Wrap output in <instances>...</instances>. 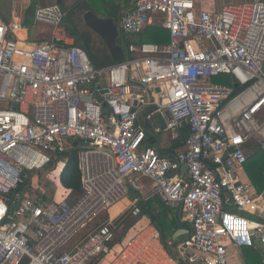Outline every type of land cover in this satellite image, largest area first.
<instances>
[{"label": "built area", "instance_id": "built-area-1", "mask_svg": "<svg viewBox=\"0 0 264 264\" xmlns=\"http://www.w3.org/2000/svg\"><path fill=\"white\" fill-rule=\"evenodd\" d=\"M197 3L132 2L122 34L140 35L160 16L169 42L130 44L126 59L106 68L71 42L68 11L56 1L35 11L34 23L50 29L44 43L0 17V264H180L158 228L120 244L103 222L132 188L143 191V179L152 183L143 202L160 198L183 211L196 264H228L229 245L264 249V191L246 169L250 152H264V2L218 13ZM157 115L175 139L190 128L174 158L147 144L145 121ZM74 142L79 197L19 192Z\"/></svg>", "mask_w": 264, "mask_h": 264}, {"label": "crops", "instance_id": "crops-1", "mask_svg": "<svg viewBox=\"0 0 264 264\" xmlns=\"http://www.w3.org/2000/svg\"><path fill=\"white\" fill-rule=\"evenodd\" d=\"M32 1L33 0H0V17L8 24L17 21L21 22L24 28H26V31H23V33H21L20 36L22 38H26L30 43L33 44L44 43L50 39V36L48 38L44 37V35L41 32L42 30L38 29V27H41V25H37L34 23L33 16L27 17V10L31 6ZM45 1H47L50 4H53L54 1L56 0H45ZM67 1L68 0H64L63 6H61L66 11H68L66 9ZM124 1H129L128 6H130L131 3L134 2L135 0H123V2L122 3L119 2L118 5L123 6ZM255 1L258 0H198L197 10L206 11L210 13H218L226 6L245 5V4L253 3ZM259 1L264 2V0H259ZM40 6L41 5H39L38 7ZM162 21H163L162 17L155 16V22L153 26L162 25ZM66 23L67 21H65V24ZM70 37H71L70 39L71 42L76 44L77 39L72 35V33H70ZM154 38L155 40H157V36H154ZM91 40H92V45L89 49H91L92 52L96 55L97 50L100 49L101 47H94V41H95L94 37H92ZM168 42H169V36L165 44H167ZM2 106H5V104H0V107ZM149 124L150 127L147 128V130H150L151 132L153 131V128L159 127L163 129L156 117L151 122H149ZM153 136L155 138L157 137L154 134ZM174 139L175 138H173L171 134H169V139L164 140L163 142L159 141L158 144L155 146L153 145V147L159 148L161 150L169 149L171 147L172 140ZM181 148L176 150V154L178 151L181 150ZM61 169L59 170V173L61 172ZM142 184L144 185L142 192L132 188L130 190V196L128 197V199L124 200L123 202L111 208L110 211L106 213V215L103 217L104 218L103 222L111 223L116 231V234L118 232L120 233L123 232L122 240L117 241V243L120 244L126 243L136 233L146 228L147 226L152 225L156 227L152 223L149 216L143 214L144 209L148 211L152 210L159 217V220L162 222V224L165 226L164 233H162V241L165 244L171 256L178 259L180 264H196L195 260L198 261L197 255L190 247H188V243L192 236V228L190 224L185 222V215L183 211L181 209L173 210L170 209L169 207H166L164 202L159 198L152 199L148 202H143L141 199L144 197V194H146L151 189L152 183L147 179L146 180L143 179ZM63 190H65L67 196V194H69V190H66L64 188ZM49 196L50 195H48L47 197ZM51 200H56V199L53 198L52 196ZM136 206L141 207L142 214L138 219L135 220L131 216V211ZM141 225H143L142 228ZM85 236H87V233L85 234ZM85 238L79 240L80 245L82 244V242H84ZM169 242L172 243L171 246H168ZM247 253H249V255H247ZM228 255H229L228 264H249L248 262H250V264H264V249L262 247L242 248V247H236L234 245H229ZM248 257H249V261L247 262Z\"/></svg>", "mask_w": 264, "mask_h": 264}, {"label": "trees", "instance_id": "trees-1", "mask_svg": "<svg viewBox=\"0 0 264 264\" xmlns=\"http://www.w3.org/2000/svg\"><path fill=\"white\" fill-rule=\"evenodd\" d=\"M128 2L129 1H124V6H126L125 8L123 7L124 9L120 5H118V3H115L112 0H98V1H94L93 4H90L89 2L88 4L83 2V3H79L73 10L68 11L65 20L68 18L67 21L69 22L67 23L73 28L72 35L77 39L76 44L81 48L85 49L94 67L106 68L115 65L116 63L113 62L104 43H103V48L101 47L100 49H98L96 55L92 52L91 49H89L92 45V40H91L92 36L90 35V33H83L78 30L77 23L75 22L77 12L81 11L85 13L89 10H92L100 17L112 19L118 25V27H120L122 15L128 9ZM46 4L47 3L45 0H40V1L33 0L31 6L27 10V17L33 16L34 18L37 7L39 5L46 6ZM98 4L99 6H97ZM101 9L103 10L102 12H100ZM154 36H157V40H155ZM167 39H168V32L165 30L163 25H157V26L152 25V26H148L140 35H137L135 37L125 36L120 31V37L118 43L120 45H123L124 47L134 43L165 44L167 42ZM219 78H224V77H219ZM219 78L216 80H219ZM189 132H190V128L188 126L182 127L179 131L178 138L172 140V144L169 149L161 150L159 148H156L159 154L161 156L174 158L176 156V150L180 149L183 146V142L186 140V137L188 136ZM150 135L153 136L152 132L150 130H147V137H148L147 144L153 147L154 144L150 142ZM260 152L261 151L256 150L254 153L253 152L249 153L248 156L249 162L247 164L246 169L248 175L250 176L253 182V186L259 192H263L264 191V152H263V157L261 159L258 157ZM79 156H80V149L73 147L67 153L54 157L52 162L43 171L38 172V173L56 172L58 170V164L63 162L64 167L62 168L59 175V183L62 188L69 190V194H67L66 196L68 200H73L79 197L83 193L82 172L80 169ZM255 173L258 175V177L262 178L261 182L255 181V179L253 178V175ZM33 175H31V177ZM30 191H31V178L27 181V185L22 189H20L19 192L22 195H24L26 193H29ZM53 193L54 191H52L51 195L48 198L52 199ZM143 214L149 216L152 223L160 230L161 234L164 233L165 226L162 224V222L159 220V217L152 210L148 211L144 209ZM249 253H247V255H249ZM248 261H249V257L247 258V262ZM248 263L250 264V262Z\"/></svg>", "mask_w": 264, "mask_h": 264}, {"label": "rangeland", "instance_id": "rangeland-1", "mask_svg": "<svg viewBox=\"0 0 264 264\" xmlns=\"http://www.w3.org/2000/svg\"><path fill=\"white\" fill-rule=\"evenodd\" d=\"M40 1V0H39ZM94 1H98V0H68L67 1V6H66V9L68 11H71V9H74L79 3H87L88 2L90 4H93ZM114 1L115 3H119V2H123V0H112ZM46 5H49L50 3H48L46 1ZM124 4V3H123ZM99 6V4L97 5ZM122 8L126 7V6H121ZM123 8V9H124ZM103 10L101 9L100 12H102ZM83 15L84 13L79 11L77 12L76 14V18H75V22L77 23V26H78V30L80 32H83V33H90V35L92 37H94L95 41H94V47H103L102 45V41L99 40V38L93 34V32H91L84 24L83 22ZM68 19V18H67ZM67 19L65 21H67ZM69 22V21H67ZM34 28V27H33ZM39 30H42V34L44 35V37L48 38L50 36V31H49V28L47 26H44V25H41V27H38ZM82 33V34H83ZM218 79V78H217ZM221 79V80H220ZM2 77L0 76V87H1V84H2ZM215 83H222V84H230L231 82V79L230 78H219V80H216L214 81ZM155 129L156 128H153V134L155 133ZM169 134L170 132L166 131V130H163L161 133H158L155 137H153L152 135H150V142L152 144L157 145L159 141H164V140H167L169 139ZM260 159L263 157V151H261L259 153V156H258ZM64 167L63 163H59L58 164V170L56 172H51V173H47V172H42V173H36L35 175L32 176V184H31V188L36 192V193H42V194H45V195H51L52 191H54L53 193V198H55L56 200H61L63 198L66 197V192L65 190H63V188L61 187L60 183H59V176L60 173H59V170ZM62 170V169H61ZM248 179L249 182L251 184H253L250 176L248 175ZM253 178L255 179L256 182H261L262 181V178L261 177H258V175L255 173L253 175ZM254 181V180H253ZM143 227V225H141V228ZM139 228V229H141ZM117 241L119 240H122V237H123V232H118L117 234ZM228 259H229V255H228Z\"/></svg>", "mask_w": 264, "mask_h": 264}, {"label": "water", "instance_id": "water-1", "mask_svg": "<svg viewBox=\"0 0 264 264\" xmlns=\"http://www.w3.org/2000/svg\"><path fill=\"white\" fill-rule=\"evenodd\" d=\"M56 3L58 6H63L64 0H56ZM83 22L85 26L105 44L113 62L119 63L126 59V49L123 45L118 43L120 37L119 27L112 19L100 17L92 10H89L84 13ZM65 27L70 33L73 32V28L68 23L65 24ZM155 110L156 107L151 106L147 112L153 113ZM166 116L169 117L168 112L166 113ZM156 118L161 127L165 129L166 126L163 117L157 115ZM145 126L146 128L150 127L148 121H145ZM77 146L78 142H74V147L77 148Z\"/></svg>", "mask_w": 264, "mask_h": 264}, {"label": "clouds", "instance_id": "clouds-1", "mask_svg": "<svg viewBox=\"0 0 264 264\" xmlns=\"http://www.w3.org/2000/svg\"><path fill=\"white\" fill-rule=\"evenodd\" d=\"M241 227L243 226V225H240Z\"/></svg>", "mask_w": 264, "mask_h": 264}, {"label": "flooded vegetation", "instance_id": "flooded-vegetation-1", "mask_svg": "<svg viewBox=\"0 0 264 264\" xmlns=\"http://www.w3.org/2000/svg\"><path fill=\"white\" fill-rule=\"evenodd\" d=\"M71 10H73V9H71Z\"/></svg>", "mask_w": 264, "mask_h": 264}]
</instances>
